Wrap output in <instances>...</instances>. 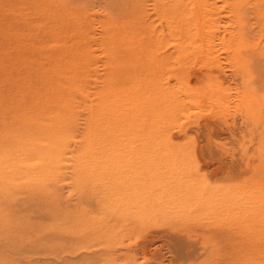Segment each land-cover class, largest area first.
Wrapping results in <instances>:
<instances>
[{
	"label": "rangeland",
	"instance_id": "374dc122",
	"mask_svg": "<svg viewBox=\"0 0 264 264\" xmlns=\"http://www.w3.org/2000/svg\"><path fill=\"white\" fill-rule=\"evenodd\" d=\"M210 3L209 43L159 55L125 36L141 6L167 34L158 0H0V264H264V36Z\"/></svg>",
	"mask_w": 264,
	"mask_h": 264
},
{
	"label": "bare ground",
	"instance_id": "6f19581e",
	"mask_svg": "<svg viewBox=\"0 0 264 264\" xmlns=\"http://www.w3.org/2000/svg\"><path fill=\"white\" fill-rule=\"evenodd\" d=\"M48 1L50 3V0H48ZM60 1H62V0H60ZM63 1H66V0H63ZM224 2H226V5H228V7L230 8L229 12H230L232 18L234 17V18L240 19L242 17L245 18L246 16L255 17L256 19L255 18L254 19L257 20L255 22H258V24H259V27H258L259 33H260L259 36L260 37L264 36V0H224ZM38 3H40V2H38ZM42 3H43V1H42ZM48 6L49 5H47V7ZM158 6L160 9V10H158V14L162 20L163 25H164L163 28L167 31V34L166 35H163V34L155 35V34H153L151 32V29L149 28V26H147L145 21H144V16H143L144 14L143 15L141 14L140 10H143L142 6L138 7L139 8L138 12H140V13L137 16L136 26L134 29L131 28L130 31L127 30L126 34L128 36L125 35L129 42L137 44V46H136L137 48H142L144 50L146 49L147 51L150 50L152 52H157L159 54V52L162 50L161 48L165 44L166 37H169L170 33L175 35V46H176L178 51H183L184 50L183 48H187V47H183V45H188V41L192 37H196V38L199 37V39L203 38L205 44L209 43L208 40L210 39V37L207 34V32H208L207 29L210 28V25L212 24V23L210 24L209 21L211 20L210 19L211 16H213L215 13V7H214L215 3L214 4L210 3V0H158ZM136 8H135V10H137ZM133 9H132V11H134ZM62 11H63V9H62ZM36 13L38 14V12H36ZM57 14L59 15V13H57ZM55 16H57V15H55ZM71 18H72V16H71ZM59 19H61V18H59ZM53 20H54V18H53ZM55 20H56V18H55ZM128 21H131V20H128ZM134 22L135 21H133V23ZM39 24L41 25V23H39ZM233 24H236V22ZM246 25H247V23H246ZM254 25H255V27H257L256 24H254ZM238 26H239L238 28H240V29L245 27V29L248 32L250 30L246 26H243L240 22L238 23ZM64 28H65V26H64ZM48 32H50V31H48ZM66 37H68V35ZM52 39L54 40L53 37H52ZM60 42H62V41H59V43ZM190 42H192V41H190ZM194 42H195V39H194ZM70 44L74 45V43H70ZM76 44H78V43H76ZM238 44H239V42L237 43V45ZM64 45H65V42H64ZM192 45H194V44H192ZM203 47H205V46H203ZM232 48H233V46H232ZM237 48H241V49L246 48L248 50L254 49V47H252V44H250V43L249 44L241 43L238 45ZM208 49H210V45L206 46V48L204 50L209 51ZM154 54H156V53H154ZM148 55H150V54H148ZM159 62L161 63V61H159ZM156 64H158V63H156ZM156 64H155V66H156ZM160 65H162V64H160ZM157 93L159 94V92H157ZM156 97L158 98V96H156ZM157 116L160 117L159 115H157ZM226 201L229 202L230 199L227 196L223 197L222 193H220L219 197L215 196V197H213V199L212 198L209 199L208 204L211 206L210 209H212V214H215L214 216L212 215L213 216V221H212L213 223L211 222L212 224L210 225V227H211L210 229L213 231V233L217 234V236H219L220 238H222L223 240L226 241L224 243L227 245V247H230V246L232 248L236 247L235 253H236V251H239L242 253V256H245V253H246L245 243H247V242H245L244 240L247 238V233H248V229L245 227L246 226V222H245L246 217L244 215L245 213H242L243 215L241 214L240 219H238L239 217H237V215H235V221L236 222H234L233 218H232L231 207H230L231 204L230 203L226 204L225 203ZM219 214L222 217V219L225 221V222L223 221L222 224H220ZM234 240L236 242H233ZM174 246H176V245H174ZM184 253H182V254H184ZM239 254L240 253H238V255Z\"/></svg>",
	"mask_w": 264,
	"mask_h": 264
}]
</instances>
